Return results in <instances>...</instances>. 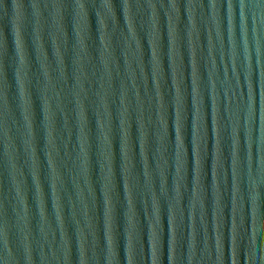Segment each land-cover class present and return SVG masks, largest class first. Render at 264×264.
<instances>
[{
	"label": "water",
	"instance_id": "1",
	"mask_svg": "<svg viewBox=\"0 0 264 264\" xmlns=\"http://www.w3.org/2000/svg\"><path fill=\"white\" fill-rule=\"evenodd\" d=\"M0 264H264V0H0Z\"/></svg>",
	"mask_w": 264,
	"mask_h": 264
}]
</instances>
